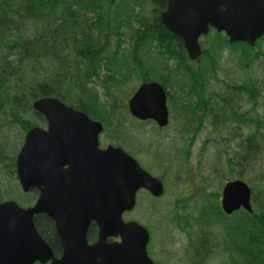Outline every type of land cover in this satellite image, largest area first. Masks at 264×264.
<instances>
[{"label": "trees", "instance_id": "obj_1", "mask_svg": "<svg viewBox=\"0 0 264 264\" xmlns=\"http://www.w3.org/2000/svg\"><path fill=\"white\" fill-rule=\"evenodd\" d=\"M165 5V0H0V175L16 180L15 155L23 134L43 121L32 107L35 99L56 97L100 120L118 137L129 114L123 90L132 74L138 83L159 81L175 123L191 131L211 116L228 129L236 141L226 161L251 187L252 211H234L236 222L214 242L207 205L199 208L195 222L204 230L196 233V241L190 237L186 247L191 263L203 264L220 250L228 257L225 264H264V172L254 173L251 165L264 150V101L259 100L264 99V83L218 77L221 51H232L238 65L247 67L264 53L257 46L264 37L253 46L230 44L224 33L210 29L200 40V57L192 60L182 40L159 20ZM212 80L224 88L212 92L215 100L206 95ZM245 94L250 105L243 111ZM261 104L262 111L255 112ZM12 134L18 139L10 140ZM31 197L26 193V204ZM212 207L216 216L226 215L218 203ZM34 218L57 251L51 220L43 214Z\"/></svg>", "mask_w": 264, "mask_h": 264}, {"label": "water", "instance_id": "obj_2", "mask_svg": "<svg viewBox=\"0 0 264 264\" xmlns=\"http://www.w3.org/2000/svg\"><path fill=\"white\" fill-rule=\"evenodd\" d=\"M159 14L163 27L178 36L190 59L202 48L199 37L212 27L225 32L228 42L253 45L264 36V0H165ZM35 111L47 121V129L30 127L15 160L16 176L23 191L38 190L35 202L20 206L14 200L0 201V264H154L147 254V229L122 214L135 205L139 188L158 196L159 178L144 170L119 147L97 144L101 122L82 110L52 96L33 101ZM136 118L167 124L166 91L157 81L142 82L128 99ZM76 157L86 162L75 161ZM67 164V167H63ZM249 185L241 179L222 188L221 207L229 214L242 207L251 211ZM53 221L62 242L60 257L34 224L36 214ZM90 221L98 226L97 239L89 244ZM119 240L108 241L107 238Z\"/></svg>", "mask_w": 264, "mask_h": 264}, {"label": "rangeland", "instance_id": "obj_3", "mask_svg": "<svg viewBox=\"0 0 264 264\" xmlns=\"http://www.w3.org/2000/svg\"><path fill=\"white\" fill-rule=\"evenodd\" d=\"M202 39L203 37L200 40ZM257 46L258 50L264 52V39ZM221 52L218 72L220 79H233L238 83L248 81L264 83V53L250 62L247 67H240L236 54L227 48ZM142 60L146 63V58ZM168 64L172 68L176 67L175 61H170ZM132 76L123 90L125 101L138 85V77L135 73ZM181 79L184 80L183 75ZM223 89L220 83L212 80L207 85L206 95L215 100L217 98L212 92L216 90L223 92ZM99 91L101 92L102 89ZM259 100L261 103L264 101L263 98ZM249 103L245 94L240 99L241 110L245 111ZM261 107L262 104L256 106L255 112H261ZM33 120L39 122L35 118ZM139 122L128 113L125 114L124 126L121 130L123 139L119 135L113 137L112 142L123 143L138 158L144 169L155 176H161L164 191L157 199L150 198L145 191L140 192L134 209L129 213L124 212V218L135 219L148 229L150 242L147 251L157 264H191L188 262L189 249L186 247L190 237L196 241V233L204 230V226H198L195 222L202 205H207V220H212L209 225L212 242L221 238L222 234H226L227 225H232L237 220L236 214L233 213L216 216L212 207L216 203L220 206L224 183L237 178L234 168L226 161L227 155H230L235 148L236 140L231 139L228 129H225L220 121H214L211 116L201 120V123L191 131L175 123L171 117L168 125L163 128H158L152 122ZM15 136L16 134H12L9 139L11 140L12 137L17 140L18 137ZM22 140L23 138L21 143ZM256 159V162L251 164L253 172H257V169L264 172V150ZM245 174L249 172L246 171ZM5 199L14 200L20 206H25L27 201L26 194L20 189L17 179H9L1 174L0 201ZM226 259L227 256L219 250L203 264H225Z\"/></svg>", "mask_w": 264, "mask_h": 264}, {"label": "flooded vegetation", "instance_id": "obj_4", "mask_svg": "<svg viewBox=\"0 0 264 264\" xmlns=\"http://www.w3.org/2000/svg\"><path fill=\"white\" fill-rule=\"evenodd\" d=\"M77 108V107H76ZM80 110V109H79ZM83 111V110H82ZM83 112H85V111H83ZM86 113V112H85ZM87 114V113H86ZM88 116H89V114H87ZM91 119H93V120H97V121H99V122H101L100 120H98V119H95V118H93V117H91V116H89ZM42 122H41V124H40V126L42 127V128H44V129H47V121H46V119L42 116ZM140 122L139 123H145V122H150V121H147V119L146 120H140V119H138ZM101 124H102V126H103V129L99 132V134H98V138H97V144H98V147L100 148V149H105L108 145H112V146H115V147H119V148H121L123 151H125L127 154H130L131 156H133L137 161H138V158L135 156V155H133L132 154V152L130 151V150H128V148H126L125 146H124V144L123 143H121V142H117V143H115V142H112V139H113V137H112V135H110L109 133H108V131H106V128H105V126H104V124L101 122ZM121 135V134H120ZM121 138H122V135H121ZM123 139V138H122ZM75 161H77L78 163L79 162H86V160H85V158H83V157H76L75 158ZM139 162V161H138ZM140 163V162H139ZM63 167H67V164H64L63 165ZM160 179L162 180V178L160 177ZM163 181V180H162ZM251 188V187H250ZM142 191H145L147 194H148V196H150V198H154V199H157L158 197H155V196H153L152 194H150L149 193V191L147 190V189H138L137 191H136V195H135V204L137 203V200H138V196H139V194H140V192H142ZM24 193L26 194V193H31L32 194V197H31V202L30 203H28L27 205H32L34 202H35V200H36V198H37V196H38V190H37V188H34V187H31V188H29L27 191H24ZM251 206H252V204H251ZM134 209V208H133ZM132 209V210H133ZM132 210H130V211H128L127 213H129V212H131ZM40 214H43V215H45L47 218H49L50 220V222H51V224H52V228H53V241H54V243L56 244L55 245V248H58L57 249V251H54V249H53V246L51 245V241L49 240V239H47L46 238V236L45 237H43L42 235H41V233H40V235L43 237V239H45V241L49 244V246H50V248L52 249V252H53V255L54 256H56V257H60L61 256V254H62V242H61V238H60V236L57 234V232H56V230H55V226H54V221L48 216V215H46L45 213H40ZM38 215V214H37ZM124 215V214H123ZM36 216V215H35ZM125 216V215H124ZM34 220H35V218H34ZM126 220V219H125ZM132 220H134V219H132ZM34 224H35V222H34ZM36 225V224H35ZM46 225H47V223H46ZM39 226H40V229H41V227H42V220H40V222H39ZM48 226V225H47ZM97 234H98V226H97V224L94 222V221H90L89 222V224H88V227H87V230H86V241H87V243H89V244H91V243H93L96 239H97ZM46 235V234H45ZM49 236H52V235H50V234H48ZM51 239H52V237H51ZM114 239H116V238H111V237H108L107 238V240L108 241H112V240H114ZM212 256V255H211ZM225 256H227V255H225ZM228 258V257H227ZM209 259V258H208ZM227 260V259H226ZM155 262V261H154ZM188 262H192L191 261V259H190V253H189V256H188ZM156 263V262H155ZM32 264H50V260L49 261H47V262H45V263H41V262H38V261H35L34 263H32ZM157 264V263H156ZM192 264V263H191ZM224 264V263H223Z\"/></svg>", "mask_w": 264, "mask_h": 264}]
</instances>
